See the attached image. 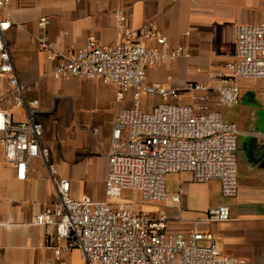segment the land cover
<instances>
[{
	"label": "crops",
	"instance_id": "0c3cea01",
	"mask_svg": "<svg viewBox=\"0 0 264 264\" xmlns=\"http://www.w3.org/2000/svg\"><path fill=\"white\" fill-rule=\"evenodd\" d=\"M9 10L13 25L6 41L20 81L32 87L29 98L41 103L38 119L44 125L42 144L50 149V166L33 159L28 179L21 182L0 152V264H50L55 257L51 246L57 245L49 241L54 228L36 226L33 221L59 203L53 178L70 181L73 199L88 195L95 201L105 200L106 154L114 120L120 111L133 108V98L127 93L123 102H117L119 89L99 80L59 81L50 76L57 62L48 60L37 41L41 19L49 20L46 32L64 57L81 49L89 38L105 47L118 45V10L125 12L132 29L153 23L172 46L188 49L190 57L149 68L147 81L168 85L167 78L172 77L170 83L181 89L190 82H209L211 72L222 71L233 60L237 27L261 22L264 0H201L198 4L188 0H11ZM239 86L244 87L241 80ZM255 87L264 90V82L247 85L249 104L240 103L237 123L229 122L241 132L237 196L218 198L214 188L222 194L219 180L196 183L190 173H173L168 175L174 181L169 189L166 177L168 199L162 206L171 219L170 234H209L223 254L247 264H264V140L255 135L264 132V107L256 104L262 95L253 94ZM128 102L132 107L124 106ZM180 103L190 102L184 97ZM260 119L262 129L255 131ZM179 193L180 202L174 203L171 197ZM219 206L228 207L232 219L206 221L209 211ZM64 262L77 264V251L68 252Z\"/></svg>",
	"mask_w": 264,
	"mask_h": 264
},
{
	"label": "built area",
	"instance_id": "2783aa9c",
	"mask_svg": "<svg viewBox=\"0 0 264 264\" xmlns=\"http://www.w3.org/2000/svg\"><path fill=\"white\" fill-rule=\"evenodd\" d=\"M188 1L198 4L201 0ZM10 4L11 0H0V152L16 180L24 182L33 159L50 166V149L42 144L41 103L29 98L32 87L20 81L6 41L13 25ZM48 25L47 18L41 19L37 41L48 60L57 62L50 76L59 81L99 80L119 89L117 102H123L127 93L133 98V108L120 111L114 120L106 154V199L95 201L88 195L73 199L70 181L53 178L59 203L33 221L36 226L54 228L49 241L57 245L51 246L55 257L50 264H65L64 256L73 250L83 264H247L223 254L209 234H170L171 219L165 211H135L108 199L130 190L140 191L145 203L162 204L168 199L167 175L182 172L190 173L196 183L219 180L225 198L237 196L241 132L223 120L220 110L240 105V80L264 82V14L258 25L237 27L233 60L222 71L211 72L209 82H190L181 89L170 83L172 77L167 78L168 85L147 81L149 68L190 57L188 49L172 46L153 23L132 29L125 12L118 10V45L105 47L89 38L67 57L50 41ZM143 96L149 105L155 98L160 101L145 112ZM184 97L188 105L180 103ZM12 108L23 109L25 120H16ZM255 135L264 140V132ZM171 200L179 203L180 193ZM231 219V210L219 206L209 211L206 221ZM61 242L65 245L60 246Z\"/></svg>",
	"mask_w": 264,
	"mask_h": 264
},
{
	"label": "rangeland",
	"instance_id": "374dc122",
	"mask_svg": "<svg viewBox=\"0 0 264 264\" xmlns=\"http://www.w3.org/2000/svg\"><path fill=\"white\" fill-rule=\"evenodd\" d=\"M242 85H244V87L241 88V104L243 105H247L249 104L250 101V96H251V92L250 90H248L246 87L247 85H251V87H254V84L257 83L256 79H242L241 80ZM263 90V89H262ZM261 88H254V93H258L262 95V99L259 101L257 100V105L264 107V90L262 91ZM142 106L141 109L145 112L150 110V106H149V101L146 99V97H142ZM124 106H128V107H132V104L130 105V102H128L126 105L124 104ZM123 106V107H124ZM11 113L14 114V117L16 120H25V113L23 109L20 108H12L10 109ZM221 113L223 115V120L224 121H228V122H233V123H237V119H238V109L236 108H232V109H228V108H222ZM262 114V113H261ZM259 125H260V129H262V119H260L259 121ZM168 176V175H167ZM174 181L170 180V177H167V188L169 189L171 187V185L173 184ZM215 191H217V197L218 198H222L225 199V197H223V195L221 194V192H218L217 188H214ZM109 203L114 204V205H126L128 208H131L135 211H140V210H147V211H151V212H157V211H165L168 212V209L164 208L162 206V204L160 203H156V204H150V203H145L143 198H142V194L140 191H130V190H125L122 192V195L119 198H109L108 199ZM77 264H83V261L79 255V253L77 252Z\"/></svg>",
	"mask_w": 264,
	"mask_h": 264
},
{
	"label": "water",
	"instance_id": "95a60500",
	"mask_svg": "<svg viewBox=\"0 0 264 264\" xmlns=\"http://www.w3.org/2000/svg\"><path fill=\"white\" fill-rule=\"evenodd\" d=\"M258 124H259V123H258ZM258 130H260V128H256V129H255V131H258Z\"/></svg>",
	"mask_w": 264,
	"mask_h": 264
}]
</instances>
